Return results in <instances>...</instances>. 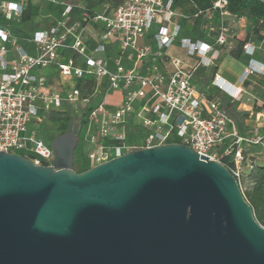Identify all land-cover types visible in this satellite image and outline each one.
<instances>
[{"label":"built area","instance_id":"1","mask_svg":"<svg viewBox=\"0 0 264 264\" xmlns=\"http://www.w3.org/2000/svg\"><path fill=\"white\" fill-rule=\"evenodd\" d=\"M44 2L63 7L61 19L29 36L20 33L23 37L19 38L14 25L20 24L27 6ZM12 4L19 5V10L11 8ZM227 4V0H216L206 10L193 7L195 11L187 14L176 9L172 0H124L118 8L104 9L91 19L87 13L73 19L67 0H0V152L19 154L37 166H52L56 154L40 138V126L50 115L65 112L67 105L84 104V110L91 104L97 94L82 99L75 85L78 79L93 77L100 82L105 78L107 93L102 101L89 111L85 124L80 120L83 110L77 121L92 145L87 155L92 166L171 141L221 162V155L210 152L232 140L223 155L232 157L229 170L241 182L248 171L244 145L264 150V134L241 136L220 103L208 100L194 82L200 67L211 68L220 58V48L234 49V29L241 27L240 17L229 14ZM190 16L203 17L204 31L212 42L180 39L176 19ZM226 17L232 27L224 22ZM92 22L101 29L91 49L86 27ZM18 39L23 46L16 43ZM178 39L180 49L196 60L194 66L167 53ZM111 44H117L120 54L111 57L112 66L107 59ZM243 50L250 56L254 53L247 44ZM125 52L133 60L131 67L124 63ZM49 67L71 81L61 84V90L52 89L42 74ZM251 74L264 75V63L251 59L241 83ZM212 85L237 98L238 93L219 77ZM114 92L122 94V101L109 109L104 100Z\"/></svg>","mask_w":264,"mask_h":264},{"label":"water","instance_id":"2","mask_svg":"<svg viewBox=\"0 0 264 264\" xmlns=\"http://www.w3.org/2000/svg\"><path fill=\"white\" fill-rule=\"evenodd\" d=\"M82 127L52 142V166L0 152V264H264V227L224 164L168 143L77 173Z\"/></svg>","mask_w":264,"mask_h":264},{"label":"trees","instance_id":"3","mask_svg":"<svg viewBox=\"0 0 264 264\" xmlns=\"http://www.w3.org/2000/svg\"><path fill=\"white\" fill-rule=\"evenodd\" d=\"M87 1V2H86ZM174 3V7L176 9L182 10L184 13L190 14L193 13L194 8L196 7L197 10H206L212 7V4L216 0H172ZM124 0H103L102 3H106L108 5V9H116L120 5H122ZM228 4L226 10L231 15H235L237 17H242L245 14L248 15V28L249 31L242 36L235 35L234 36V49L233 50H225L221 49L220 58L215 62V64L209 69L210 76H213L217 69L218 65L226 55H230L235 59H240L241 54L243 52V47L246 43L252 38L255 37L256 39L261 38V33L264 32V4L260 0H227ZM67 3L72 6V13L71 16L73 19H81V15L83 13H87L89 18H93L94 15L98 12L104 10V8L98 9V4H92L88 0H67ZM99 3V2H98ZM194 7V8H193ZM46 10L49 12L50 17L52 18L51 21L46 22V25H40L37 20L41 17L43 11ZM64 12L63 7L54 6L47 3H30L26 11L21 19L20 24H15L14 29L18 31L19 38H22L20 33L25 34V36H29L30 34L36 32L37 30H44L53 24V21L59 20L62 17ZM176 22L181 27V35L180 39L188 38L191 39L193 42L201 41L204 43L212 42L211 37H208L204 31V20L203 17L195 18L190 16L189 19L177 18ZM229 26L230 20L227 21ZM86 23L84 22L83 25ZM174 45L180 48V40H176ZM255 61V58H253ZM259 62V61H258ZM263 63V62H261ZM198 71V70H197ZM257 74L249 75L245 81L244 85L248 83V80L251 76ZM208 75L204 74L202 78V85L199 88V91L205 95L208 100H216L220 103L223 111L224 110V103L220 100L223 96H228L231 100L232 98L227 95L226 93L220 91L217 87H206L207 84L205 83V79ZM264 76V75H261ZM196 78V73H195ZM196 81V79H195ZM76 88L81 92V98H89L92 97L94 94H101V96H105L107 93V80L104 78L100 82H98L93 77H86L83 79H78L75 83ZM95 107L94 104L88 105L82 113L81 122L86 123V118L93 108ZM57 116L50 115L43 126L46 127L48 130H52L54 141L57 137L62 136L66 133L69 123L72 121L71 117H61V115L66 114L63 111H59L56 113ZM226 114V112H225ZM50 124V125H49ZM236 126V125H235ZM238 133L241 136V132H239L238 127L236 126ZM137 135H142L136 133ZM245 137V136H244ZM40 138L43 139V135L40 133ZM44 140V139H43ZM46 142V141H45ZM84 137L81 144L78 143L77 148L74 153V168L77 173H82L87 171L92 167L91 163L88 162L87 155L89 153L86 152L84 146ZM172 143H176L178 141H171ZM232 142V140H228L227 143L221 147H219L216 151L219 155L222 156L221 163L224 164L227 168H230L232 165V157L231 156H224V151L228 147V145ZM50 145V144H49ZM51 146V145H50ZM87 153V155H86ZM77 157V159H76ZM244 157V165L246 166L247 156L246 152H243ZM264 157V156H263ZM252 168L248 169L250 174H246L243 177L242 181L250 180L252 182V187L249 188L247 191H244L243 194L245 199L250 204L253 209L254 216L256 220L264 227V161L263 163H252L250 165ZM241 181V182H242ZM241 182H239L241 186Z\"/></svg>","mask_w":264,"mask_h":264},{"label":"crops","instance_id":"4","mask_svg":"<svg viewBox=\"0 0 264 264\" xmlns=\"http://www.w3.org/2000/svg\"><path fill=\"white\" fill-rule=\"evenodd\" d=\"M226 19L230 20V17H226ZM240 25L241 27L235 29L233 28L235 30V35L242 36L249 31V28L246 26V24ZM100 29L101 26L93 22L86 27L87 33L90 37L89 47L91 49L94 47L95 40L100 34ZM246 44L249 45V51L252 47L254 48V53L252 56L245 54L244 50L240 59H235L230 55H226L219 63L218 69L213 76H210L209 72H205V70L210 68L203 67L205 70L202 73H206L208 75L204 80L207 84V88L213 87L212 89H215L212 85V82L217 76L228 84L232 92L234 91L238 93L235 100H231L228 96H223V98H220V100L222 103H224L223 105L225 106L224 110L226 112V116L238 127L239 132H241L242 135L245 137H250L255 134H264V76L253 75L245 85L243 84L244 82L241 83L240 78L247 70L251 59L255 58L259 62L264 63V32L261 33L260 39L252 37ZM117 55H120L118 53L117 44H111L107 52V59L110 58L108 59V64L110 66H112L111 57H115ZM128 55V52H125L123 54V60L127 67H131L133 65V60H131ZM196 63V60L191 58L190 64H187L194 66ZM43 75L47 78L51 88L54 90H61V84H66L60 78L59 73ZM195 79L194 82L199 89L202 85V81L200 82V85H197ZM104 101L107 105V108L114 109V107L122 101V94L120 92L108 94ZM54 115L57 116L56 113ZM83 146L86 152H90L92 150V145L85 138ZM244 150L246 152V164L248 166H250L252 163L264 161V150L260 146L245 144Z\"/></svg>","mask_w":264,"mask_h":264},{"label":"rangeland","instance_id":"5","mask_svg":"<svg viewBox=\"0 0 264 264\" xmlns=\"http://www.w3.org/2000/svg\"><path fill=\"white\" fill-rule=\"evenodd\" d=\"M89 1L92 4H98L97 5L98 6V9H100V8L108 9V5L106 3H102L103 0H88V2ZM247 18H248V15L247 14H245L242 17H240V24H246V26H248V19ZM51 19L52 18L50 17L49 12L46 11V10H44L43 13H42V15H41V17L37 20V22H39L40 25H46V22L49 23V21H51ZM227 21H228V19L225 18L224 19V22L228 24ZM16 43L18 45H22V46L24 45V42L22 40H19V39L16 40ZM29 50H32V48H29ZM167 53H169L170 55H172V56H174V57H176V58H178V59H180V60H182V61H184V62H186L188 64H190L191 58L187 56L186 51L179 49L178 46H176V45H173V47L171 49H169L167 51ZM204 70L205 69L203 67H201L196 72V83H197V85H200V82H201V80L203 78V75H204V73H202V72ZM205 72L208 73V72H210V70L207 69V70H205ZM42 73L45 74V75L55 74V73L58 74V70L55 67H49V68L43 70ZM61 79H62V81L64 83H69L71 81L70 78H66V77H62ZM102 99H103V96H101V94H97L96 96H94L92 98V100H91L92 102L91 103L96 106L100 101H102ZM83 108H84V104H79L76 107L68 106L67 105L64 108V111L66 112V114L61 115V117H71L72 120L75 123H77V121L79 119V116H80V112H81V110H83ZM40 133L43 135L44 141H46V143H48V144L51 145L52 142H53V140H52V138H53V132H52V130H48V129H46L45 126L41 125L40 126ZM83 133H84V130L82 131V133L79 136V139H78V143L79 144H81V142L83 140V137H84L83 136L84 135ZM210 153L211 154H215L216 153V149H213ZM86 155H87V153H86ZM76 159H77V157H76ZM88 162H89V160H88ZM259 163H263V162L260 161ZM246 170H248V165L246 167ZM246 174H250V172L246 171ZM251 187H252V182L250 180H248V181H242L241 182V190H242V192L247 191Z\"/></svg>","mask_w":264,"mask_h":264},{"label":"clouds","instance_id":"6","mask_svg":"<svg viewBox=\"0 0 264 264\" xmlns=\"http://www.w3.org/2000/svg\"><path fill=\"white\" fill-rule=\"evenodd\" d=\"M10 7L13 8V9L19 10V5L12 4V5H10ZM204 47H207V46L205 45ZM245 52L248 53L247 46L245 47Z\"/></svg>","mask_w":264,"mask_h":264}]
</instances>
